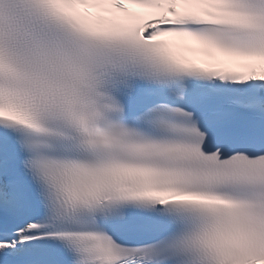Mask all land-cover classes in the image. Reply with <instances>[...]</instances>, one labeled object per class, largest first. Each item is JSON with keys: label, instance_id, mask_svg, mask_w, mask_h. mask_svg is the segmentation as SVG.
<instances>
[{"label": "snow or ice", "instance_id": "6c2138e0", "mask_svg": "<svg viewBox=\"0 0 264 264\" xmlns=\"http://www.w3.org/2000/svg\"><path fill=\"white\" fill-rule=\"evenodd\" d=\"M0 264H264V0H0Z\"/></svg>", "mask_w": 264, "mask_h": 264}]
</instances>
